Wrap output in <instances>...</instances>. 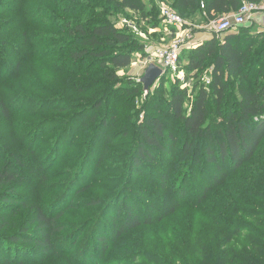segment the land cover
<instances>
[{
    "label": "rangeland",
    "instance_id": "374dc122",
    "mask_svg": "<svg viewBox=\"0 0 264 264\" xmlns=\"http://www.w3.org/2000/svg\"><path fill=\"white\" fill-rule=\"evenodd\" d=\"M144 2L146 10L140 14L125 10L118 0H0V168L15 167L19 160L22 176L13 185L20 204L11 213L1 211L0 237L28 226L39 210L59 228L47 255L35 243L25 250L11 246L4 252L8 262L3 258L1 264H215L218 254L251 252L249 240L256 234L247 227L262 232L256 225L264 222V139L252 159L238 170H227L220 183L209 186L196 179L199 168L186 179L191 162L182 156V146L188 138L171 109L173 93L182 83L170 73L149 91L140 82L157 62L154 52L176 38L178 30L161 14L163 6L172 8V1ZM177 12L189 43L200 33L215 34L212 23L233 14L210 18ZM262 16L250 26L257 34L264 33ZM101 20L133 33L143 48L128 69L116 72L117 79L105 74L103 61L74 60V50L81 48L70 31L74 22ZM238 32L234 27L220 38ZM258 42L248 59L250 71L241 79L226 78L230 106L239 100L240 87L264 82L256 76L264 69V39ZM191 50L183 49L179 63L186 80L181 88L191 97L184 103L185 116L200 88L209 90L213 73L212 60L202 70L188 72ZM208 108L206 125H220L213 94ZM149 117L160 119L178 137L175 157L161 169L135 173L130 158L138 128ZM198 150L200 154L203 148ZM138 192L141 201L132 197ZM120 195L126 204L140 207L143 223L100 250L94 234L109 233L106 227L100 230L99 221L111 225L109 216L123 209V203L115 205Z\"/></svg>",
    "mask_w": 264,
    "mask_h": 264
},
{
    "label": "trees",
    "instance_id": "16d2710c",
    "mask_svg": "<svg viewBox=\"0 0 264 264\" xmlns=\"http://www.w3.org/2000/svg\"><path fill=\"white\" fill-rule=\"evenodd\" d=\"M118 1L125 10L145 13L144 0ZM171 1L172 8L176 11L201 12L210 18H215L219 14L235 13L245 1L264 4V0ZM179 15L182 16L180 12ZM70 31L73 32L74 39L79 40L81 47L74 50V60L86 61L92 58L96 61H103L101 66L106 69L105 74L114 79H117L116 72L128 69L132 65L137 50L143 51L133 33L121 31L107 20L82 24L74 22V27ZM220 34H213L210 40L189 51L187 57V69L190 73L202 70L204 64L208 60H212L213 73L209 90L205 87L200 88L193 101L191 111L186 116L184 115V103L186 99H191L188 90L182 89L178 84L171 101V109L175 117L183 124L188 138L182 146V156L189 157L188 161L191 162L186 179L195 174L199 168L198 176H195L196 179L199 178L204 184L207 180L209 186L220 183L222 178L227 175V170H238L244 163L252 159L264 139V82L256 80L252 83L249 81L246 86L240 87V98L232 104L233 106H230L231 101L226 99L228 89L226 78L241 79L250 71L252 65L248 64V59L254 53V49L259 43L258 40L264 39V33L257 34L252 31L251 27H242L239 28L238 33L227 34L223 39L220 38ZM260 55L264 56V46ZM107 65H111L112 69H107ZM256 76L264 78V69L258 70ZM210 94L216 98L220 108V125L213 123L206 125L209 117ZM98 105L97 109L102 107V104ZM223 105L225 106L221 109ZM177 142L178 137L172 132L170 133L160 119L147 118L146 122L138 128L136 145L130 158L132 169L135 173H144L151 168L161 169L166 161L175 157ZM199 147L203 148L200 154L198 153ZM18 167L21 168L20 162L16 160L15 167L5 165L0 168V187H3V191L0 193V220L5 219L2 210L8 214L15 211L20 204L15 188H13V185L20 182L22 178ZM160 175L165 185L167 183L165 174L160 173ZM182 184V191L185 193L186 184ZM132 197L137 198V201L142 200L139 192ZM118 199L120 201L115 205L123 203V209L118 208L115 214L109 216L108 220L111 225H108V221H99L100 230L106 227L109 233L94 234L93 240H97L100 250L106 248L110 240L120 239L143 223L139 206L135 207L129 202L126 204L123 195H120ZM30 223L11 236L0 237V259L4 258L5 262H8L4 252L11 246L25 250V247L33 243L41 245L44 251L41 255H47L46 253L51 248L49 246L51 237L59 231L56 220L39 210ZM34 225L35 228L31 231L30 229ZM256 226L263 229L261 233L247 227L250 233L256 234L253 240H249L251 252L218 254L215 264H264V222ZM226 257L230 260L222 263Z\"/></svg>",
    "mask_w": 264,
    "mask_h": 264
},
{
    "label": "built area",
    "instance_id": "2783aa9c",
    "mask_svg": "<svg viewBox=\"0 0 264 264\" xmlns=\"http://www.w3.org/2000/svg\"><path fill=\"white\" fill-rule=\"evenodd\" d=\"M161 14L165 22L171 24L178 31L176 32V38L171 42L168 48L163 50H157L154 52L153 60L157 62L152 63L165 70L166 73H170L176 76L181 81L183 86L186 83L185 73L181 71L179 63L180 56L184 48L188 47L189 42L187 29L182 28L184 25V19L170 6H163ZM264 15V4H254L250 2H243L240 9L233 13L231 17L220 19L213 22L214 33L220 34L229 31L231 28L250 27L257 23V19ZM133 32L136 35H141L147 39L146 34L139 32L138 27L132 26ZM136 31V32H135Z\"/></svg>",
    "mask_w": 264,
    "mask_h": 264
},
{
    "label": "water",
    "instance_id": "95a60500",
    "mask_svg": "<svg viewBox=\"0 0 264 264\" xmlns=\"http://www.w3.org/2000/svg\"><path fill=\"white\" fill-rule=\"evenodd\" d=\"M166 71L161 69L155 64H150L144 74V77L140 80L146 91H149L154 84L164 78Z\"/></svg>",
    "mask_w": 264,
    "mask_h": 264
},
{
    "label": "crops",
    "instance_id": "0c3cea01",
    "mask_svg": "<svg viewBox=\"0 0 264 264\" xmlns=\"http://www.w3.org/2000/svg\"><path fill=\"white\" fill-rule=\"evenodd\" d=\"M262 17L263 16H260L257 19V22H260V20L262 19ZM261 23H263V22H261ZM211 38H212V34L211 33H205V32L204 33H200L196 37L192 38V40L189 43L188 47H191L193 49V48L197 47L198 45L202 44L203 42L210 40Z\"/></svg>",
    "mask_w": 264,
    "mask_h": 264
}]
</instances>
